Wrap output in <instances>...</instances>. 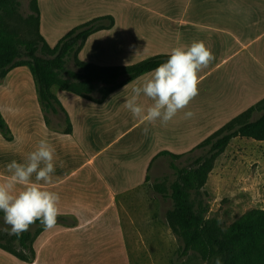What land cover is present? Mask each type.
<instances>
[{
  "label": "crops",
  "instance_id": "0c3cea01",
  "mask_svg": "<svg viewBox=\"0 0 264 264\" xmlns=\"http://www.w3.org/2000/svg\"><path fill=\"white\" fill-rule=\"evenodd\" d=\"M36 1L39 33L51 47L76 25L113 17L112 27L87 37L78 52L82 61L128 65L193 41H203L215 59L199 74L198 95L167 125L140 124L124 107L131 86L153 70L102 103L53 88L71 133L45 126L28 68L9 70L0 82V113L13 137L7 141L0 135V174L47 138L55 148L54 183L47 187L60 196V214L75 217L77 224L40 232L31 263L0 248V264H158V257L168 264L167 254L156 253L168 239L158 220V201L146 192L148 165L163 150L186 153L263 98L264 0ZM140 102L150 103L143 96ZM187 111L195 116L185 119ZM242 138H232L216 160L234 143L264 144Z\"/></svg>",
  "mask_w": 264,
  "mask_h": 264
},
{
  "label": "trees",
  "instance_id": "16d2710c",
  "mask_svg": "<svg viewBox=\"0 0 264 264\" xmlns=\"http://www.w3.org/2000/svg\"><path fill=\"white\" fill-rule=\"evenodd\" d=\"M16 6V0H0V82L12 68L26 66L34 81L44 124L52 131L71 133L72 130L68 114L53 93V88L102 103L112 91L154 70L168 59V54H157L133 64L115 66L82 61L78 52L85 40L98 30L112 27V16H97L76 25L51 47L39 33L37 1H28V13L23 20L27 36L21 35L19 25L11 23L18 16ZM60 112L65 114L63 118ZM47 114L56 118V126L51 124ZM0 135L7 141L13 137L1 113ZM234 137L264 141V96L230 118L186 153L174 154L163 150L148 165L149 172L158 157L170 159L169 167L173 170L174 179L169 183L163 180L148 184V189L151 187L160 198L171 202L162 220L181 242L175 253L176 260L196 256L201 261L210 262L220 257L222 264H264L263 209L246 210L225 228H221L215 218L205 217L208 205L204 202L206 192L203 187L216 158ZM197 150L200 153L194 155ZM183 157L186 160L184 164L174 163ZM145 180L149 181L148 174ZM150 197L158 200L157 196L150 194ZM2 220L3 213L0 212V224ZM76 224L75 217L67 214L58 216L57 225L74 227ZM5 228L7 226L0 227V248L19 260L33 262L36 255L33 242L45 229L40 221L31 225L19 237L9 235Z\"/></svg>",
  "mask_w": 264,
  "mask_h": 264
},
{
  "label": "clouds",
  "instance_id": "9594fccd",
  "mask_svg": "<svg viewBox=\"0 0 264 264\" xmlns=\"http://www.w3.org/2000/svg\"><path fill=\"white\" fill-rule=\"evenodd\" d=\"M215 59L203 41L173 47L168 59L156 67L142 82L131 86L124 107L143 125H167L198 95L199 74ZM146 98L141 103L140 98ZM195 116L184 113L185 119ZM148 127L143 133L148 134ZM55 148L42 138L23 162L13 160L0 174V212L9 235L19 237L40 221L45 230L57 225L60 196L47 186L54 183ZM214 264H222L217 257Z\"/></svg>",
  "mask_w": 264,
  "mask_h": 264
},
{
  "label": "rangeland",
  "instance_id": "374dc122",
  "mask_svg": "<svg viewBox=\"0 0 264 264\" xmlns=\"http://www.w3.org/2000/svg\"><path fill=\"white\" fill-rule=\"evenodd\" d=\"M16 1L18 16H15L11 23L19 25L21 35L27 36V29L23 20L28 13L29 0ZM68 66L72 67L70 63H68ZM47 115L51 120V124L56 126V118L53 115ZM246 139L251 140V138ZM253 143L256 142H252L251 145L234 143L231 149H228L225 157H220L214 162L213 169L203 187L206 192V196L203 197L204 202L208 205L205 217L215 218L221 228L227 227L246 210L251 208L264 210V144ZM236 148L238 149L237 152ZM197 153L199 154L200 151H195L194 155H197ZM169 162L168 157L162 156L152 163L148 172L149 185L163 180L169 183L174 179V173L169 167ZM184 162H186L185 157L174 161L177 165L184 164ZM146 192L149 197L150 194L157 196L158 200L156 201H158L160 210L158 220L167 229L168 243L164 244L162 250H158L156 253L163 257L167 254L169 257L168 264H214L215 260L210 262L201 261L196 256H186L176 260L175 253L181 242L162 220L165 211L170 208L171 202L169 199L160 198L151 187L147 188ZM2 222L0 227H6ZM158 258L156 260L158 264H163L162 258Z\"/></svg>",
  "mask_w": 264,
  "mask_h": 264
}]
</instances>
